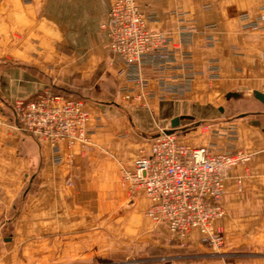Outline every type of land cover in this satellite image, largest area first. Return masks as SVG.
I'll use <instances>...</instances> for the list:
<instances>
[{
    "label": "crops",
    "instance_id": "crops-1",
    "mask_svg": "<svg viewBox=\"0 0 264 264\" xmlns=\"http://www.w3.org/2000/svg\"><path fill=\"white\" fill-rule=\"evenodd\" d=\"M113 1L0 0V114L8 115L13 103L34 98L46 89L75 90L79 96H89L94 83L99 85L115 69L109 66L112 54L101 29ZM139 5L151 30L194 31L189 47L193 66L187 71L194 81L181 97L151 101L146 106L129 104L134 117L142 118L147 130L185 117L175 130L179 142L210 147L216 153L243 151L252 156L248 164L228 172L225 215L214 225L239 246L264 249V103L254 96L256 91L264 95V30L247 29L239 18L245 13L251 20L260 18L264 27V0H139ZM209 36L214 40L212 46ZM212 64L219 68L217 79L208 76ZM179 73L183 72L161 75L143 70L153 89H158L162 77L173 78ZM87 106L92 112L97 110L89 103ZM123 125L115 123L93 146L75 149L74 176L99 177L88 179L77 189L87 193L104 188L107 193L116 191L118 164L132 168L137 153L132 142L117 137ZM144 149L148 153L150 145ZM65 163L55 162L47 146L27 135L10 128L0 131V264H36L50 262L52 257L69 264L101 254L99 242L85 240L84 220L76 216L77 197L71 196L74 193L65 185ZM38 172L44 181L38 190H31L34 181L29 179L34 180ZM27 183L30 188L25 190ZM143 200L138 209L148 207V200ZM150 222L141 219L140 242L153 236L158 240L157 250L204 248L198 231L182 246L177 241L168 245L164 226L155 227L156 235H145ZM120 248L123 250L117 252L106 247L104 259L110 254L128 255L132 243ZM177 259L175 253L160 251L135 264H182ZM124 263L119 257L111 264ZM208 264L224 263L215 260ZM247 264H264V257Z\"/></svg>",
    "mask_w": 264,
    "mask_h": 264
},
{
    "label": "built area",
    "instance_id": "built-area-1",
    "mask_svg": "<svg viewBox=\"0 0 264 264\" xmlns=\"http://www.w3.org/2000/svg\"><path fill=\"white\" fill-rule=\"evenodd\" d=\"M261 10L264 12V6ZM239 18L247 29L264 30L260 18L251 20L246 13ZM149 22L139 0H114L101 25L112 54L109 66L119 77L117 95L141 106L181 97L191 90L194 81L187 72L193 66L189 47L194 31H154ZM207 41L211 46L214 43L210 36ZM146 68L161 75L183 73L162 77L158 89H153L151 80L143 74ZM218 71L216 65H210L209 78L217 79ZM91 122L92 114L84 100L50 89L34 98L18 100L8 115L0 114L1 130L13 129L47 146L57 163L73 158L77 147L94 145ZM251 157L243 151L216 153L210 147H191L179 142L176 133L163 131L154 137L148 153L135 158L132 168L121 167L122 182L131 197L141 195L148 200L146 217L166 227L173 240L186 245L188 236L198 231L204 245L217 248L224 244V237L214 224L225 215L228 172L245 166Z\"/></svg>",
    "mask_w": 264,
    "mask_h": 264
},
{
    "label": "rangeland",
    "instance_id": "rangeland-1",
    "mask_svg": "<svg viewBox=\"0 0 264 264\" xmlns=\"http://www.w3.org/2000/svg\"><path fill=\"white\" fill-rule=\"evenodd\" d=\"M107 67L109 66L107 65ZM113 70L114 71H110L106 74V79L104 81H101L99 85H96L94 83V85L92 86L94 87V89L93 91H91L89 96H79V94L75 90L70 92L58 90L55 92L69 97L81 98L86 102V104L89 103L91 107H96V111H90L92 114V122L90 128L94 132V142L100 140L102 135H105L106 133L111 131L112 126L115 125V123L121 124L124 122V125L119 131L117 137L122 138L125 141L132 142L135 145L137 150V153L135 154L136 158L141 153L145 152L144 146L147 144L151 145L154 137L161 134L163 131H171V125L169 123H166L164 126H156L155 124L154 129H145V127L142 126V118H139V116L135 118V115L132 113V109L130 108L129 104L133 103L123 101L116 94L119 86V77L117 74V70ZM87 85L89 86V89H91V82H88ZM102 89L104 91H102ZM151 116L154 120L156 119L154 112L151 114ZM111 120L113 122H111ZM177 138L179 139L178 135ZM122 166L130 168L123 162L118 164V176L116 181L114 182L116 184L115 192L107 193V189L104 188L103 190H97L94 193H87L80 191L79 189H77V187H80V185H85L88 179H99V177H96V175H92L90 176V178H88L87 175L84 174L80 175V177L77 179L73 174V171L76 167L75 157L71 158L70 160L68 159L63 165L68 178V182H66L65 185L69 191L74 193V195L71 194V196H76L78 200L76 209L79 211H77L76 216L79 219L83 218L84 220L82 230L85 236V240H87L88 243H91L92 241L99 242L101 248L99 251L101 254L99 256H91L84 260L69 264H98L102 262L105 264H111L113 261H117L119 257L120 259L125 260V263L129 262L135 264V261L143 258H150L151 254L159 253L160 251H163L165 255H174L175 253L178 257L177 261L181 262L182 264H191L194 262H203L205 264H208L210 261L215 260H220L224 264H247L261 260L264 257V249H261L259 246H239L236 243H233L232 237H225L221 232L220 233L224 237V244L221 247L213 248L203 244L204 248H201L197 251H194L187 247L178 248L176 250H172V248L170 247V250H159V248L157 250L154 246L155 242H158V240L156 241V238H153V236H149L151 235V233L153 235H156V233H158V230L155 227L159 226L146 217L145 211L147 207L144 209H138V207H142V203L145 202L143 199L146 198L141 195L131 197L128 188L123 185L121 170ZM35 174L36 175L34 180L29 179L30 181H34L32 182V184L34 185L30 186L31 190H38L44 181L41 176L39 177V172ZM30 187L27 183L25 190ZM25 197L26 194L23 195L20 203H22V200L25 199ZM133 201L135 202L134 205L132 204ZM73 210H75V208H72V211ZM141 219H146L149 222L151 221V226H149L147 228V231L144 232L145 235H149V239L146 241H141L142 243L140 242V240L143 238L139 236L141 232H143L140 230L142 228V225L140 224ZM163 230L164 231L162 233L164 234V240L168 243L169 246H172V243L175 242V240L170 237L167 228H164ZM97 233H99V237L96 238L95 236ZM130 243H132V248L129 249L128 255L122 253L123 255L120 256L117 255L118 253H116L110 254V256L107 257L106 260L104 259L103 254L105 253L106 247L109 248L108 250L112 249L113 251L117 250L118 252L119 250H123L120 248L121 246L123 247V245H127ZM178 243L182 246L180 242ZM36 264L66 263H62L58 258L52 257L50 262L42 260L40 262H36Z\"/></svg>",
    "mask_w": 264,
    "mask_h": 264
},
{
    "label": "water",
    "instance_id": "water-1",
    "mask_svg": "<svg viewBox=\"0 0 264 264\" xmlns=\"http://www.w3.org/2000/svg\"><path fill=\"white\" fill-rule=\"evenodd\" d=\"M254 96L260 100L261 102L264 103V95L261 93V92H254ZM185 117H177L175 118L174 120H172L171 122V127H172V130L170 131V133H174L176 129H178L181 125V121L184 120ZM134 201L132 202V204L134 205Z\"/></svg>",
    "mask_w": 264,
    "mask_h": 264
}]
</instances>
